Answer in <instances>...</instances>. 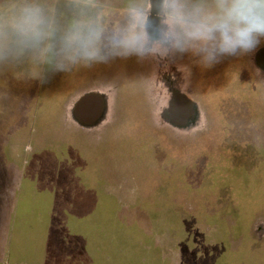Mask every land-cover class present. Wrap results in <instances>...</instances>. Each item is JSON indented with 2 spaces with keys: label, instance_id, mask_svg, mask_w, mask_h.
<instances>
[{
  "label": "rangeland",
  "instance_id": "1",
  "mask_svg": "<svg viewBox=\"0 0 264 264\" xmlns=\"http://www.w3.org/2000/svg\"><path fill=\"white\" fill-rule=\"evenodd\" d=\"M250 54L210 68L190 59L191 98L213 126L179 138L158 125L151 91L135 82L115 90L107 121L89 132L64 122L66 107L106 90L90 88L101 74L41 84L0 70V175L10 161L23 166L29 249L18 263L264 264V81ZM55 216L82 248L41 232Z\"/></svg>",
  "mask_w": 264,
  "mask_h": 264
},
{
  "label": "clouds",
  "instance_id": "2",
  "mask_svg": "<svg viewBox=\"0 0 264 264\" xmlns=\"http://www.w3.org/2000/svg\"><path fill=\"white\" fill-rule=\"evenodd\" d=\"M262 41L264 0H0V70L41 84L132 58L188 57L210 68ZM121 79L95 82L113 88Z\"/></svg>",
  "mask_w": 264,
  "mask_h": 264
},
{
  "label": "crops",
  "instance_id": "3",
  "mask_svg": "<svg viewBox=\"0 0 264 264\" xmlns=\"http://www.w3.org/2000/svg\"><path fill=\"white\" fill-rule=\"evenodd\" d=\"M191 64L193 66V63L190 62V58L188 57L176 59L174 61H169L165 59L159 61L152 60V61H143V62H138L135 60V58H132L127 61L118 60L109 65H98L95 68L89 69L92 72L97 73L98 75L101 74L100 77H103L104 79L107 80H112L113 78L116 77L128 78L127 82L124 81L123 79L118 80L115 87L113 88L102 87L99 86L97 83L93 84L90 87L91 90L106 89L110 91L109 94L105 95L104 98L100 97V99L103 102V110H104L100 117L107 116L109 114L111 106L115 104L116 102L115 90L126 89L129 85L134 83L135 78L137 77H147L151 80V85L147 87L148 90L150 91L163 90L167 92V94H165L166 100L164 104L165 105L167 104L170 113V107H171L170 105L172 104L170 103V98L172 96L171 90L173 89L172 84L174 81V79L171 81L172 74L170 71H173V73H175L176 76L179 73L183 75L187 73L189 78L188 81L189 86L187 87H189L190 93H192L193 89L191 88V83L193 77L191 75V71L188 70V67L191 66ZM190 93H188L187 96H183V97H185L187 100H191L195 105L196 111L199 110V113L203 114V112H201V109L199 107L200 104L191 98ZM85 95L87 96L88 94ZM203 104L206 105L205 102ZM66 116L67 115L65 113V119H64L65 123L69 122L68 119L70 118ZM71 116L73 117V114ZM76 117L77 115L74 114V118ZM59 133H60L59 136L56 138L59 139L57 140V142H61L60 140H63V126H62V132ZM61 144L63 145V143ZM22 167L23 166L19 164V161H15V162L10 161L8 166H6L7 169L4 168L6 170L4 171L3 178L0 175L1 186H2L1 182L5 181V185L2 186L3 191H5L6 195H11L12 193L14 195L13 199L6 198L7 201H5L2 198L3 196L0 194V264H13L12 262L10 263V257H11V250L13 247H15V245H16V250L19 252H18V256L16 257L17 262L14 264H22V263H18V260L22 259V256L24 255L25 253L24 248L27 249V251L29 249L27 246H25V244L24 245L22 244V234L24 233L22 224L24 221L19 222V219L23 218V213L27 212L23 209L20 210V203L22 204L21 207H23V202H24L23 200L24 184L22 183V176H23ZM27 205L30 204L27 202ZM10 213L12 215H10ZM55 217L57 218V220L53 221L54 226L49 227L47 229H41V232L45 234L48 233L49 236L52 234L53 238L62 244L60 245L62 248H63V242L65 244V247L68 248H72V247L82 248L81 246L83 244L77 242H73V243L67 242L68 240L63 238V219H59L58 216ZM14 233H16L15 236ZM13 240H15V243Z\"/></svg>",
  "mask_w": 264,
  "mask_h": 264
},
{
  "label": "flooded vegetation",
  "instance_id": "4",
  "mask_svg": "<svg viewBox=\"0 0 264 264\" xmlns=\"http://www.w3.org/2000/svg\"><path fill=\"white\" fill-rule=\"evenodd\" d=\"M249 60L251 63V69L254 71V75H256L257 79H261L260 81H264V49H259V50H254L251 52L249 55ZM176 71V70H175ZM171 72V81H173V89L171 90L172 96L170 98V103H173L176 99L177 96H187L188 93H190V89L188 84H189V78L188 74L186 73L185 75L183 74H176ZM256 72V73H255ZM262 75V76H260ZM264 84V82H262ZM162 86V85H161ZM95 90V89H93ZM103 90V89H102ZM99 91V90H95ZM110 91L108 90H103L102 92H96L92 93L89 96H94V97H101L104 98L105 95H108ZM165 94H167L166 91L163 90H157V91H151V103L152 105L155 106V121L158 122L160 126H167L168 128L172 129L169 130V132L172 133V135H175L176 137L179 135H184L191 133L197 129H200L203 125L206 126L207 122L211 121L210 127L213 126V119L209 114V111L207 110L206 107V112L199 113V110L196 111L195 105L191 100H188L190 106H186L185 104L181 103L180 101H177L178 105L181 104L180 106L181 110L179 112V115L176 114H170L169 110L167 107V104L165 105ZM88 96V95H87ZM84 93L82 96H80L74 103H70L66 107V117H70L68 119L69 123L71 125H75L79 129H84L85 131H92L94 129H97L101 127L105 121H107V116L105 117H100L98 120H96L94 123H89L88 120L92 119L95 116V110L94 108L90 109V111L87 112H82V105H83V100L87 97ZM208 105V104H207ZM194 106V107H193ZM179 107V106H178ZM73 114V117L71 116ZM74 114L77 115L76 118H74ZM88 121V123H87ZM208 135L212 134L211 128L209 129ZM207 136V135H206ZM209 137V136H208ZM206 138V137H205Z\"/></svg>",
  "mask_w": 264,
  "mask_h": 264
},
{
  "label": "water",
  "instance_id": "5",
  "mask_svg": "<svg viewBox=\"0 0 264 264\" xmlns=\"http://www.w3.org/2000/svg\"><path fill=\"white\" fill-rule=\"evenodd\" d=\"M176 100L180 101L181 103L185 104L186 106L191 107L189 101L185 97L177 96L175 101L170 105L171 106L170 107V113L173 115L174 114L179 115L180 111L183 112V110H181V108H180V106H182V105L181 104L178 105ZM92 108L96 109L95 110V116L92 119L88 120L89 123H93L96 120H98L104 111L103 110V102L99 97L88 96L83 100L82 112L90 111V109H92ZM88 121H87V123H88Z\"/></svg>",
  "mask_w": 264,
  "mask_h": 264
}]
</instances>
